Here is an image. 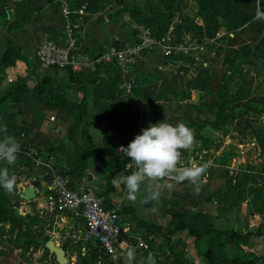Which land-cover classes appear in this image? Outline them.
Masks as SVG:
<instances>
[{
    "label": "crops",
    "instance_id": "1",
    "mask_svg": "<svg viewBox=\"0 0 264 264\" xmlns=\"http://www.w3.org/2000/svg\"><path fill=\"white\" fill-rule=\"evenodd\" d=\"M132 1L99 0L94 2L97 6L94 11L85 8L87 3L81 1V4L75 8H82V14H77L76 9H72V19L78 25L76 28L77 59H91L109 44H123L130 39L127 31L129 28L127 15L123 9L124 3ZM73 2L74 0H0V57L7 47L20 56L9 66L0 64V78L3 79L0 90L7 82H20L31 87L33 79L44 76L50 81L53 80L54 84L61 85V93L69 100H86L88 110V116L75 135H70L66 129L63 130L64 134L61 132L57 134L61 129L59 126L61 123L52 114L55 110L39 104L30 93L19 92L0 100V128L7 129L6 133L0 135L14 136L20 144V151L17 153L14 165L0 161V167L9 168L10 173L16 176V185L12 193H15L19 186H28L32 180L38 182L37 187L34 188V197L20 203L17 206L18 209H14L9 193L0 188V194L9 200L5 208L19 211L20 214L17 215L35 213L42 218L43 210L47 205L44 195L45 186L49 181L46 176H43V172H47L45 169L49 163L45 159L48 156L52 157L54 151L65 152L72 164L64 159L52 169L56 170L58 167L62 169L69 187L77 189L90 187L101 194L104 203L117 211L129 208L118 213L125 238L119 244L117 254H124L128 246L133 248L142 246V240L145 237L157 239L158 242L167 237L170 241L180 239L179 246L187 264L206 261L203 252L207 247L208 235L197 240L185 229L166 234L173 229L170 211L196 212L207 217L212 228L223 232L220 234V240H223L219 246L222 255L250 260L254 264H264V177L253 176L254 174L264 175L262 158L264 150H261L258 144L255 151L262 156L260 162L255 163L254 166L251 163H244L236 168V172L242 171L247 174V177L243 179L234 180L227 174L225 165L213 163L214 165L203 174L198 189L188 181L177 183L165 178L163 182L171 184L172 187L163 190L158 202L146 203L142 188L141 195L135 203H132L125 198L126 189L123 186L117 188L112 180L118 173L130 174L135 170L133 165L129 168L130 171H127L124 166L113 170V177L109 180L107 188L103 175L93 163L92 151L81 146L82 127L86 126L87 135L97 147L107 148L110 144L133 140L136 135L141 134V129L164 119L173 125L177 122L184 123L185 118H190L193 122H198L200 119L209 121L211 117L207 115L212 114L206 109L205 104L210 103V100L203 102L201 98L199 100L198 94L197 102H193L191 98L174 101L161 99L139 101L132 97L133 103L125 102L120 113L109 120L102 119L89 108V100H93L94 86L108 83L112 77L109 69L87 71L85 75L78 73L82 69L78 71L68 67L45 69L39 65L34 56L36 46L42 38H49L59 44L66 43L65 21L60 10L63 5L67 3L71 5ZM154 50L144 55L139 62L142 68L137 69L136 74L143 75L144 71L153 67V61L160 53L158 49ZM162 64L169 65L167 62ZM163 65L155 66L157 69H152V72L148 70V76L153 77L156 73H162L165 70ZM208 72L207 88L209 91H214L217 88L216 80L219 76L218 73L214 76L211 69ZM195 74L193 73L192 77ZM50 117L52 119H49ZM93 118L98 121L93 122ZM250 120L251 125L255 123L253 117ZM213 131L222 138L215 152L218 153L221 150L220 153H222V149L224 147L228 149L226 146L232 142L229 136L233 133L222 136L218 131ZM199 132L202 133V129H199ZM261 137L264 140L263 135ZM237 147L240 149V144ZM76 149L82 153V162L77 159ZM37 161H44V165ZM235 184L238 186L235 187ZM33 209H35L34 212ZM53 213L55 221L65 225V231L75 233L84 229L81 219L73 218L67 213ZM133 218L142 219L154 225L158 232L156 230L149 232L143 227H137ZM0 224L3 227L8 226L7 223ZM233 233L236 235L234 236ZM53 240L56 244V240L54 238Z\"/></svg>",
    "mask_w": 264,
    "mask_h": 264
},
{
    "label": "rangeland",
    "instance_id": "2",
    "mask_svg": "<svg viewBox=\"0 0 264 264\" xmlns=\"http://www.w3.org/2000/svg\"><path fill=\"white\" fill-rule=\"evenodd\" d=\"M124 5L125 9L136 13L134 14L139 21L142 20V24L152 29L154 27L149 21L143 22L144 15L152 17L164 16L169 13V23L163 36L168 35V42L176 45L170 57L162 56L159 53L153 61V67L148 69L152 72V69H157L155 66L167 62L169 65H163L165 70L162 73H156L153 77L148 76V70L144 71L143 75L136 74L135 71L141 69L142 64L138 62L135 65L134 71L130 73L134 88H149L154 94H157V97L163 96L165 100L173 101L177 100L181 94L193 98L194 89L187 87V81L191 80L192 74L197 70L211 69L214 76L218 73L217 87L222 82L230 93L239 88L240 78H242L243 83L238 94L231 99L232 101L223 104L221 108V114H224L226 118L232 116V121L229 123L220 121L216 126L218 133L222 130L233 133L229 136L232 142L226 146L228 149L224 147L225 150L223 148L222 153H220L221 150L218 153L215 152L218 145L221 144L222 138L213 131L211 126H208V119L199 120L202 133L194 125H190L189 128L194 129V145L209 148V152L198 159L200 163L208 165L207 170L214 165L213 163L219 162L227 166L231 158L234 157L239 158L236 168L244 163H251L254 166L255 163L260 162L262 156L255 149L243 148V152L240 153L241 149H238L237 145L245 144L251 138L261 144L264 143L261 137L262 135L264 137V0H228L231 12L224 9L223 1L215 3L214 0H133L124 3ZM214 8H217L218 12L214 11ZM157 25H161V23L158 22ZM127 31L130 34V28H127ZM98 54L93 55L92 58ZM82 69L90 71L86 67ZM200 75V84L205 87L204 74ZM35 83L36 81L33 79L29 88H34ZM214 91L200 89L197 93L199 100L201 98L203 102H209V100L212 102ZM103 93L99 100H89V108L96 113L100 112L105 105L113 109L118 102L133 103L134 101L129 93L120 96L112 84L109 85V88L104 89ZM72 96L73 94L70 95V98ZM73 101L76 102V100ZM52 112L61 123L59 124L61 129L57 134L60 132L64 134L63 130L71 128L73 114H69L67 110ZM212 112L214 113V110ZM103 113L104 111H101V114ZM207 116L211 117V120L213 119L212 115ZM251 117L255 119V123L252 125ZM76 125H78L77 121ZM78 126V129H81V126ZM83 138L86 140L85 135ZM114 151H118L117 144L114 145ZM262 158L264 160V157ZM64 159L70 164L68 154L59 151H54L52 157L48 156L45 159L47 163L49 162L45 169L47 172H42L47 180L51 178L52 174H65L59 167L56 170L52 169ZM14 209H18V207L15 206ZM12 211L15 214L19 213L13 209ZM34 211L35 209H33ZM43 212L41 226L44 232L42 234H46L48 238H54L57 245H65L68 264H126L124 254L109 256L90 238L84 235L77 238L71 237L72 233L65 231V225L55 221L53 212L48 211L47 208ZM36 218L38 217L36 216ZM80 230V233H83V229ZM39 235V241L32 242L31 246L25 250H12L20 240L26 239V237H21V233L16 232L11 241H3L5 244L0 245V250L3 252L0 253V264H56L53 257L48 258V252L41 244L42 239ZM169 240L170 238H163L158 242L157 239L145 237L142 240L143 245L135 248L137 260L146 259L148 253L151 252L155 256L156 264H185L186 262H181V259L175 258L167 252L166 249H170V246L175 247L170 251L177 256L181 250L179 246H175L176 239L172 243ZM4 245L5 247H3ZM33 247L34 249H32ZM14 258L19 261H13Z\"/></svg>",
    "mask_w": 264,
    "mask_h": 264
},
{
    "label": "trees",
    "instance_id": "3",
    "mask_svg": "<svg viewBox=\"0 0 264 264\" xmlns=\"http://www.w3.org/2000/svg\"><path fill=\"white\" fill-rule=\"evenodd\" d=\"M81 1L86 2L85 8H87L89 11H94L96 10L97 6L94 2H97L99 0H74V2L70 5V3H67V7L69 9L70 17L72 18V9H76L79 4H81ZM215 3L219 1H223L224 3V9H227V11L231 12V9H229L228 5V0H214ZM215 7V6H214ZM123 11L127 12L128 18L131 22L135 24H141L146 26L145 24H142V20L139 21L136 17V13L127 9H123ZM214 11L218 12L217 8H214ZM135 13V14H134ZM149 21L153 25V29L149 26H147L153 36L155 37H161L163 36V33L166 31L168 23H169V13L164 15V16H152L148 17L146 15L143 16V22L144 21ZM160 22L161 25H157V23ZM18 56L15 52H13L10 48L7 47V49L4 51L2 56L0 57V64L3 66H9L13 64L14 60L17 59ZM167 57H170L167 56ZM37 61V60H36ZM38 62V61H37ZM89 70L87 69H82L78 73L82 74L87 72ZM81 72V73H80ZM200 74H204V85L205 87H202L200 84ZM209 79V72L208 70H203V71H198L196 74L191 78V80L187 81V87L189 89H205L206 91H209L207 88V83ZM3 79L0 78V83ZM36 84L34 85V88H29L25 86L24 83H17V82H7L6 85L0 90V100L6 97H9L13 94L19 93V92H28L30 93L33 98L41 105L49 108L50 110H55L56 112H61L63 110H67L69 114H73V120L70 124L71 128L67 129L68 133L70 135H75L76 132L79 130L78 125L81 126L82 122H84L85 118L88 116V110L86 107V101L85 100H78V101H73L69 100L65 95L61 93V85L59 84H54L53 80L50 81L48 77L42 76L41 78H35ZM111 81V83H110ZM109 83H101L97 84L94 86V89L92 90V99L93 100H99V97L102 95L103 90L106 89L107 87L109 88V85L112 84L115 88V91L122 96L129 93V95H132V97L137 98V100H156V99H161L162 101H171V100H165L164 97H157V94H154L149 88H132L128 93H122L118 88V70L115 69L112 77L108 80ZM243 79L240 78V84L239 88L233 92L230 93L226 87V85L222 82L219 83L218 87L216 90L213 92L212 96H214V100L210 103H206L205 107L206 109L212 113L213 119L212 120H207L209 126H211L214 130L217 131L218 123L221 121L223 123L225 122H230L232 121V116H226L224 114H221V108L223 104L228 103L232 101L231 99L234 98L237 94L238 91L240 90V87L242 86ZM174 84V83H172ZM32 89V90H31ZM103 95H105L103 93ZM179 96V95H178ZM184 98H189V96L185 94H181L177 100H181ZM174 101V100H173ZM107 107V108H106ZM109 106L105 105L103 106V109L101 111H104L103 114L100 112H97V115L99 113V116L105 120H109L118 113L121 112V110L124 108V101L118 102L115 108H109ZM112 109V110H111ZM214 110V113L212 112ZM71 112V113H70ZM96 112V111H95ZM78 122V125H76V121ZM93 122H97L98 119L93 118ZM184 123L186 126L190 127V125H194L197 128V130L200 129L199 124L201 123L200 121L198 122H193L190 118H185ZM197 123V124H195ZM86 123H84L85 125ZM75 126V128H74ZM192 129V128H191ZM229 132V131H228ZM227 130H222L219 131L220 135L224 136L227 133ZM82 138L85 135L86 140H83L81 146L84 148H89L92 151L93 155V163L95 166L98 168V170L101 172L103 175V178L106 181L107 188L109 186V180L113 177L112 171L115 169L117 170L118 168H122L126 162L129 161V158L125 156L124 153H121L119 151H114V145L116 144H110L109 147L104 148L101 146H96L90 139V137L86 133V126L82 127V132H81ZM84 139V138H83ZM132 140L130 141H125L123 142L124 144H129ZM258 146L260 147L261 150H264V143L261 144L260 142H257ZM118 145V144H117ZM113 147V148H112ZM193 150L199 151V150H205L206 152H209L208 147H197L193 146ZM76 154H77V159L82 162L83 157L82 153L80 150L76 149ZM185 150H181V153H184ZM77 160V161H78ZM219 163V162H218ZM72 164V162H70ZM130 166L127 169L129 170ZM226 172V169H225ZM247 174H245L242 171L236 172L234 175V180H237L238 178H246ZM261 174H254V177H261ZM44 176V175H43ZM264 175L261 177L263 178ZM238 186V184H235V187ZM101 203L104 204L106 207H110L106 203H104V200L101 196V194H98ZM9 200H7L2 194H0V223H7V227H3L2 224H0V245L2 243L5 244L3 241H11V238L14 237L16 232L18 234L21 233V237H26V239L20 240V242L15 245V249L19 250H25L29 246H31L32 242H38L39 238L38 235L41 237V244L44 246V243L47 241L48 236L46 234H42L43 227L41 226V221L42 218H40L37 214L29 215L25 214L23 216L17 215L13 213L11 209H6L5 206L8 204ZM129 208H123L121 211H118V213H122ZM171 221L173 224V229L169 232H166L167 235L170 233L185 229L188 234L192 235L195 237L197 240L201 239L204 235L208 237L206 238V250L203 252V256L206 259V261H203L202 263H197V264H254L253 261L250 260H242L238 257H226L225 255L221 254V250L219 246L221 245L220 240V234L223 232L217 231L216 229L211 227V224L208 220L207 217L200 215L199 213L196 212H179V211H170L169 212ZM36 216L38 218H36ZM135 221V225L137 227H143L146 231H153L156 230L158 232V229L155 228L154 225L149 224L145 222L142 219H137L133 218ZM39 233V234H37ZM165 234V235H166ZM235 236L236 234L233 233ZM167 238V237H165ZM175 240V239H174ZM174 240L170 241L172 243ZM180 240L176 239L175 240V246H179ZM63 249L65 250V245H61ZM5 247V245L3 246ZM170 249H166L168 253H171L175 258L178 257V259H181V262L183 261L186 262V260L183 257L182 251L178 253V256L174 254V252H171L170 250H174L175 247L170 246ZM180 247V246H179ZM5 249V248H4ZM34 249V247L32 248ZM0 253L2 254L3 252ZM5 254V253H4ZM14 255V254H13ZM170 255V256H171ZM17 257V255H16ZM13 261H19L13 259ZM186 264V263H185Z\"/></svg>",
    "mask_w": 264,
    "mask_h": 264
},
{
    "label": "built area",
    "instance_id": "4",
    "mask_svg": "<svg viewBox=\"0 0 264 264\" xmlns=\"http://www.w3.org/2000/svg\"><path fill=\"white\" fill-rule=\"evenodd\" d=\"M61 13L65 21V33L67 41L64 44L54 42L49 38L39 40L34 56L42 68H70L78 71L84 67L95 71L109 69L111 76L114 70H118L117 87L122 93H128L132 87L130 73L135 65L140 62L144 55L158 49L162 56H169L176 45L168 42V35L155 37L147 26L135 24L128 18L130 28V39L123 44H109L97 56L91 59H77L78 44L76 39L77 23L70 17L67 5L61 7ZM77 14H82V8L76 9ZM49 119H52L50 117ZM121 146L127 144L120 143ZM257 143L254 139L240 144V153L243 148L256 149ZM123 153L122 151H119ZM205 150L195 151L193 148L181 153V161L178 166H190L192 162L200 163L198 159L206 155ZM44 165V161H37ZM131 160L124 164L125 168L130 166ZM239 159L232 158L227 167V174L234 177ZM203 164V163H200ZM167 179L172 180L171 177ZM174 181V180H172ZM46 208L50 212L67 213L73 218L81 219L84 225L83 233H72L71 237H85L93 240L102 251L114 256L117 254L118 246L124 241L125 232L120 226L118 211L112 207H106L101 203L98 193L90 187H69L66 178L61 174H52L45 186Z\"/></svg>",
    "mask_w": 264,
    "mask_h": 264
},
{
    "label": "clouds",
    "instance_id": "5",
    "mask_svg": "<svg viewBox=\"0 0 264 264\" xmlns=\"http://www.w3.org/2000/svg\"><path fill=\"white\" fill-rule=\"evenodd\" d=\"M6 128H0V134L6 133ZM195 144V134L183 122L175 125L166 119L149 124L141 129L127 147L121 146L122 151L134 165L135 170L130 174L118 173L112 183L126 189L125 198L132 203L143 194L146 203L158 202L164 189H171L172 185L164 183L165 178L171 177L177 183L188 181L197 189L199 182L208 165L192 162L190 166H178L181 161V150H188ZM20 144L14 136L0 135V161L14 165ZM16 176L10 173L9 168L0 167V188L8 193L14 191ZM124 258L126 264H156L155 256L149 252L147 258L137 260L136 249L128 246Z\"/></svg>",
    "mask_w": 264,
    "mask_h": 264
},
{
    "label": "water",
    "instance_id": "6",
    "mask_svg": "<svg viewBox=\"0 0 264 264\" xmlns=\"http://www.w3.org/2000/svg\"><path fill=\"white\" fill-rule=\"evenodd\" d=\"M192 101L197 102V91L194 90L192 93ZM38 182L36 180H32L28 186H19L15 193H9V197L12 200L13 206H18L25 200H30L34 197V188H36ZM44 247L48 252V258L53 257L56 264H68L69 260L65 255V250L61 245H57L54 243L52 238H48L44 243Z\"/></svg>",
    "mask_w": 264,
    "mask_h": 264
}]
</instances>
